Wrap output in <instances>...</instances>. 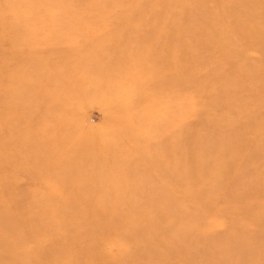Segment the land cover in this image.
I'll use <instances>...</instances> for the list:
<instances>
[{
  "label": "rangeland",
  "instance_id": "obj_1",
  "mask_svg": "<svg viewBox=\"0 0 264 264\" xmlns=\"http://www.w3.org/2000/svg\"><path fill=\"white\" fill-rule=\"evenodd\" d=\"M0 264H264V0H0Z\"/></svg>",
  "mask_w": 264,
  "mask_h": 264
},
{
  "label": "bare ground",
  "instance_id": "obj_2",
  "mask_svg": "<svg viewBox=\"0 0 264 264\" xmlns=\"http://www.w3.org/2000/svg\"><path fill=\"white\" fill-rule=\"evenodd\" d=\"M241 26V25H240ZM239 26V27H240ZM258 29V28H257ZM260 30V29H259ZM60 236H62L63 237V235H60ZM56 247V249L58 250V247L57 246H55ZM61 252H63V253H65V248L64 247H62V249H61Z\"/></svg>",
  "mask_w": 264,
  "mask_h": 264
}]
</instances>
